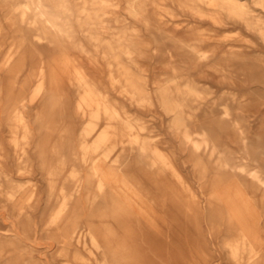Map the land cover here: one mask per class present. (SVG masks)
I'll return each instance as SVG.
<instances>
[{
  "label": "bare ground",
  "instance_id": "obj_1",
  "mask_svg": "<svg viewBox=\"0 0 264 264\" xmlns=\"http://www.w3.org/2000/svg\"><path fill=\"white\" fill-rule=\"evenodd\" d=\"M165 2L264 47V0H251L258 13L242 0H0V264L51 261L33 256L24 226L59 247L51 264H264V147L246 136L255 105L224 92L217 103L185 68L140 63L142 29L161 30ZM215 71L239 86L229 67ZM32 156L48 214L22 192Z\"/></svg>",
  "mask_w": 264,
  "mask_h": 264
},
{
  "label": "rangeland",
  "instance_id": "obj_2",
  "mask_svg": "<svg viewBox=\"0 0 264 264\" xmlns=\"http://www.w3.org/2000/svg\"><path fill=\"white\" fill-rule=\"evenodd\" d=\"M242 1L255 13L259 12V8L255 7L251 0ZM164 4L166 5L157 11L159 15H155L158 22L162 23L160 25L161 30L150 33L156 28L155 25L150 26L149 30L142 29L145 39L150 44L147 48V56L139 59L140 63L147 70L151 72L155 70L161 74L168 73L170 65L185 68L183 69L184 75L205 83L207 88L214 92L210 98L216 99L217 103L224 100V97L220 98L222 92L233 93L235 99L250 98L255 105V111L246 114L249 116L252 114L247 125L246 136L249 143L257 150L264 147V98L262 97L264 95V72H262L264 65L261 62L259 64V61L255 59V51H262L261 59H264L262 43L254 33L238 25L219 26L208 18H195L189 11L178 7L176 2H165ZM149 14L153 18L152 21L155 20L152 9L149 10ZM153 34H163L164 36L159 39L158 43H155L153 42ZM194 47L198 51L197 54L191 49ZM221 49L232 50L234 56L227 60L222 58L219 55ZM239 54H247L248 57L243 61L237 56ZM196 58L200 59L197 63L195 62ZM223 67H229L232 70V76L236 78L235 81L239 83V86L218 82L220 74L215 70H220ZM140 109H142L143 115L149 111L148 108ZM155 122L157 123L156 119ZM152 131L155 132V130ZM31 161L30 170L22 174L19 180L23 187L22 192L27 196L31 195L28 206L38 209L40 215L41 212L52 211V209L50 206H47L48 209L45 210L39 207L45 201L48 189L46 182L40 175L37 157L32 156ZM31 208L28 210L31 211ZM32 211L35 212L36 210ZM9 225L10 220L0 216V234L9 235L4 231ZM41 226L42 224L38 228L40 229ZM24 228L26 239L33 240L36 244L34 252H32L33 256L38 258V253L46 251L49 260H51L48 264H51L54 258L50 253L55 256L59 247L55 243H51L43 232L34 234L30 227L24 226ZM73 248L86 255V251L80 245L71 244V250Z\"/></svg>",
  "mask_w": 264,
  "mask_h": 264
}]
</instances>
